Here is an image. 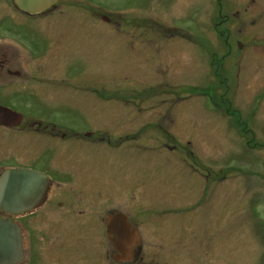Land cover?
I'll return each mask as SVG.
<instances>
[{
	"label": "rangeland",
	"instance_id": "374dc122",
	"mask_svg": "<svg viewBox=\"0 0 264 264\" xmlns=\"http://www.w3.org/2000/svg\"><path fill=\"white\" fill-rule=\"evenodd\" d=\"M83 1L61 2L63 6L57 14L77 17V50L68 58V63L72 64L79 80L90 74L93 95L83 89L78 91L77 100L70 103L33 102L27 107L16 100L0 101V105L14 106L24 113L29 111V116L55 118L58 123L71 121L79 127L92 123L93 113L104 111L120 113L121 122L133 121L123 119L125 116L137 115L141 117L138 120L141 128L151 123L154 110L170 115L165 124L177 138L178 142L173 145L178 151L173 152L169 160L158 151L156 156L148 158L147 164L151 163L158 175L162 174L169 182L158 181V199L171 196L170 199L178 202L175 207L182 205L186 210L182 214L181 206L170 212L173 232L169 228L171 225L165 226L168 230L146 231L144 239L148 251L155 248L156 252L164 253L165 249L170 252L173 249L168 262L163 255L155 264H264V147L257 145L249 149L246 145L248 141L264 142V132L260 138L240 135L248 122L241 119L242 113L229 114L227 84L217 81L210 70V63L215 64L217 70L223 67L218 63V57L223 58L226 51L220 52L217 58L212 53L215 48L227 47L228 34L224 33L233 29L231 23H238L236 29H249L252 16L264 15V0ZM218 2H223L225 10L219 8ZM232 9L241 13L240 18L218 25L223 19L218 14L229 15ZM19 15L12 0H0V24L7 18L18 19ZM89 15H107L114 23L106 26L102 21L81 18ZM8 24L3 22L1 25ZM89 25L104 32L96 33L99 38L103 37L101 43L98 42L100 50L94 43L95 49L90 51L89 42L86 53L80 48V35L89 32ZM134 25H138L140 38L125 39L124 44L129 48L120 50L119 39L114 33L123 30L133 35ZM106 31L109 39L103 36ZM32 36L43 38L42 34ZM5 40L6 34L0 31V45L5 44ZM132 44L135 49L130 46ZM200 48L205 54H201ZM99 77L106 79V83L91 80ZM3 82L0 76V85ZM16 85L21 86L22 82ZM136 93L141 94V104L133 101ZM96 96L110 100L106 104ZM167 96L169 100H166ZM241 101L246 104V98ZM162 115H157L158 120ZM258 127L256 122L253 129ZM261 127L264 131V122ZM22 136L21 129H0V172L11 165L12 160L21 163L24 159L20 156L12 158L13 154L20 155ZM181 138L185 145L189 143L187 163L182 162ZM132 160L133 156L126 153V176L129 168L133 170ZM183 194L185 200L180 201ZM165 221L168 224L167 218ZM182 223L187 226L183 227ZM178 237L180 240H176ZM172 243L174 246L170 249Z\"/></svg>",
	"mask_w": 264,
	"mask_h": 264
},
{
	"label": "flooded vegetation",
	"instance_id": "af4514ba",
	"mask_svg": "<svg viewBox=\"0 0 264 264\" xmlns=\"http://www.w3.org/2000/svg\"><path fill=\"white\" fill-rule=\"evenodd\" d=\"M12 2L17 6L16 0ZM55 2L38 13L25 12L17 6L20 12L18 19L1 21V24L9 23L3 27L0 24V31L6 34L9 41L5 40V44L0 45V76L4 81L0 85V101L17 100L28 107L33 102H75L78 91L83 89H87L84 92L88 95H93L90 74L79 80L72 64L68 63V58L77 50V17L57 14L60 6H63L61 2L84 1ZM218 5L225 10L223 2H218ZM68 6L72 5H64ZM218 16L223 18L220 25L235 21L241 13L235 9L229 15L220 12ZM81 18L102 21L106 26L114 23L107 15ZM249 22V29L245 30L241 27L236 29V21L231 23L233 29L224 33L228 34L226 40L231 43L227 41V47H214L213 57L217 58L220 52L226 51L223 58L218 57V63L220 66L223 64V67L217 70L215 64L211 65L210 60L209 63L211 74L221 84H227L228 89H225L230 98L229 114L234 113L236 116L242 113L241 119L248 122V127L245 125L246 129L240 135L260 138L264 132L261 127L264 122V15L252 16ZM137 26H133V35L123 30L114 33L119 39L120 50L129 48L124 44L125 39L140 38L141 32ZM88 31L80 35V48L88 53L89 49H95V43L96 49L100 50L98 42L103 37L99 38L96 33L102 34L104 31L90 25ZM35 33L42 34L43 38L32 36ZM103 36L109 39L108 31ZM89 42L91 47L87 49ZM130 46L133 49L136 47L133 44ZM201 51L202 55L205 54L204 50ZM222 72L229 74L226 77ZM91 80L106 83L103 77ZM17 82H22V85L17 86ZM135 95L133 101L137 100L141 104V94ZM166 98L169 100L168 96ZM244 98L246 104L241 101ZM108 99L99 98L106 104ZM210 103L213 105V101ZM0 106L23 117L19 126H0V129H21L23 142L20 155L13 154L12 158H24L21 163L12 160V164L3 169L0 176L6 170L16 169L40 174V198L35 204H27L19 214H9L0 209V217L15 223L21 230V264H155L157 259H161L159 256L163 255L167 259L165 262L170 260L173 243L171 252L168 249L164 253L160 250L156 252L155 248L148 251L144 239L149 229L168 230L164 229L165 226L171 225L169 228L173 232V220L169 219L173 216L170 212L182 206L175 207L178 202L170 199L171 196L158 199V181L167 180L162 174L158 175L151 163L147 164L148 158L156 156L158 151L168 160L173 152L178 151L173 145L177 138L165 124L170 115L154 110L151 123L141 128V117L137 115L123 117L134 122H121L120 113L104 111L90 113L94 121L88 126L79 127L71 121L58 123L55 118L29 116V111L24 113L14 106ZM158 114H163L161 120H158ZM256 122L259 127L254 130ZM181 134L184 135V132ZM181 139L182 162L187 163L189 143L185 145L184 138ZM260 143L248 141L246 145L249 149L257 145L264 147V142ZM126 153L133 156L134 160L133 170L129 168L127 176L124 174ZM184 197L183 194L180 201ZM181 210L183 214L186 209L182 206ZM116 216L121 217L124 229L128 230L122 242L116 234L111 233L114 231L111 230V219ZM184 225L187 226L182 223Z\"/></svg>",
	"mask_w": 264,
	"mask_h": 264
},
{
	"label": "water",
	"instance_id": "95a60500",
	"mask_svg": "<svg viewBox=\"0 0 264 264\" xmlns=\"http://www.w3.org/2000/svg\"><path fill=\"white\" fill-rule=\"evenodd\" d=\"M56 0H16L17 6L29 13H38L56 3ZM23 117L0 106V126H19ZM40 174L24 169L6 170L0 176V209L9 214L21 213L27 204L32 206L40 198ZM111 233L124 241L128 230L120 216L111 219ZM23 261L22 234L13 222L0 217V264H21Z\"/></svg>",
	"mask_w": 264,
	"mask_h": 264
}]
</instances>
